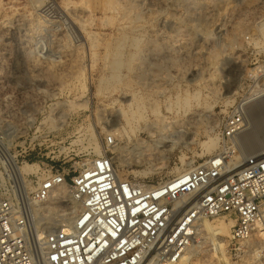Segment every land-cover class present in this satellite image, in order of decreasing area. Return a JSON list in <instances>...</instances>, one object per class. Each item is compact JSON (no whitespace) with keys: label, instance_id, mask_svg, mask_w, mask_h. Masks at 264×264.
Returning a JSON list of instances; mask_svg holds the SVG:
<instances>
[{"label":"rangeland","instance_id":"374dc122","mask_svg":"<svg viewBox=\"0 0 264 264\" xmlns=\"http://www.w3.org/2000/svg\"><path fill=\"white\" fill-rule=\"evenodd\" d=\"M263 22L264 0H0V142L18 165L42 172L62 164L70 179L114 133L120 177L145 187L164 183L222 148L225 118L264 69ZM129 103L144 116L130 118L137 129L130 138L119 130L127 127L119 110L129 112ZM156 109L168 126L152 135ZM246 131L236 136L242 146ZM211 138L208 149L203 142ZM140 140L155 149L144 152L147 159ZM7 159L0 152V197L29 195L35 175L19 183ZM67 200L46 205L54 226L72 205ZM215 235V248L200 243L188 264L264 261V248L257 260L246 242L238 249L229 227Z\"/></svg>","mask_w":264,"mask_h":264},{"label":"built area","instance_id":"2783aa9c","mask_svg":"<svg viewBox=\"0 0 264 264\" xmlns=\"http://www.w3.org/2000/svg\"><path fill=\"white\" fill-rule=\"evenodd\" d=\"M253 83L264 95V69ZM242 103L225 118L216 155L154 187L118 175L114 133L70 179L62 164L28 174L36 178L29 195L0 197V264H177L198 241L200 222L224 213L237 219L231 242L241 249L264 218V153L246 154L238 167L230 163L249 122ZM64 184V202L78 209L54 226L43 213Z\"/></svg>","mask_w":264,"mask_h":264},{"label":"bare ground","instance_id":"6f19581e","mask_svg":"<svg viewBox=\"0 0 264 264\" xmlns=\"http://www.w3.org/2000/svg\"><path fill=\"white\" fill-rule=\"evenodd\" d=\"M258 29L261 32L264 30V22L262 24L259 23ZM262 98L264 99V95L259 93V91H256V89H254L253 91H251V93L248 95V97H246L244 99V101L242 100L243 101L242 106L244 107L246 114H247V117H248V120H249L248 124L246 125V127L243 131L247 130L248 132L246 131V133L248 136L246 135L244 137V139L240 138L244 142L243 146H242V143L240 145V143L235 141L238 143V145L241 146V147L239 146L240 148L245 146L244 149L245 148L246 149H245L244 153H242V155L236 154L235 157L233 159H231L230 163L234 167H238L240 165L241 161L243 160L244 156L248 153H253V154L264 153V141H260L262 138H260L261 136H259V132H258V130L261 128V125H262L261 122L264 120V106H263L264 104L262 105L261 103H259L261 101H258L260 99L262 100ZM258 104H261V105H258ZM128 107H129V112L126 110H124V111L119 110V112H121L123 118L125 119L126 125H127V127L126 126H120L119 130H121V136L130 138L131 134L132 135L135 134L136 130H137L136 127L133 126L134 123L133 124L131 123L130 118L131 117L135 118L134 116H136V115H138V116L140 115V118H143L144 116L142 117L141 113L137 114L138 112L134 110L131 103H129ZM255 110H257V111L259 110L258 111L259 114H258V116H256L255 119H253V115H255L254 114ZM153 113H154V116L157 117L159 120L157 122H154L152 125L150 124L148 126V129L152 135H154L157 132L156 129L161 128V126H162V124H164V121L166 118L165 115H163L159 109L154 110ZM133 121H134V119H133ZM164 126H168V125H164ZM164 126H162L161 129H163ZM243 135H244V133H243ZM238 136H240V135L238 134ZM157 141L159 143H163V140L160 141V139H159ZM252 142H256V144L255 143L251 144ZM139 143L141 144V152H139V153L141 156H143L142 158L147 159L148 155L145 154L144 152L147 150H153L154 151L155 149H152L150 147V145L146 144L145 141H143V140H140ZM203 145L206 146L208 149H212L215 146V141L211 138L207 141H204ZM238 145H236V146H238ZM240 148H237V149H240ZM95 149H96L97 153L100 152V146L96 145ZM244 149H242V150H244ZM242 150H240V151L242 152ZM0 152H3L5 154V156L9 159V160L8 159L7 160L10 162L9 164L11 165V167H10L11 175L14 178V180L18 181L19 183L20 182L24 183V181L26 179V175L31 174V173L35 174L38 172L37 170L34 169V166H35L34 163L33 164L26 163L24 165H18L16 163V161L14 160V156H12L8 152V147H6V145H4L2 142H0ZM115 168H116L118 175L120 176V174L122 173V170L119 169L117 162H115ZM191 169H189V170H191ZM189 170L184 169L183 172L182 171L179 172V175L184 174ZM11 180H13V179H11ZM142 186H144V185H142ZM151 187H154V186H151ZM68 196H69V188H68V186H66L64 184V185L60 186L59 188L55 189V191L51 197H56L57 199H59V198L68 197ZM70 203L72 205L70 207L66 208V211H67L65 213L66 219H69L74 214V212L78 209V205L76 203H74L72 201ZM36 213H38V209L35 210V214ZM221 215L222 214L211 216L212 218L216 217V219H221V221L217 220L216 223L209 220V218H205L200 222L198 241L196 243L192 244V246L186 251L185 255L182 257V259L177 264H188L189 259L191 257V249L199 246L200 243L203 244V243L209 241L210 245H213L215 248V246H216V244H218L219 240L217 239L218 236L214 237L212 235H214V234H216V235H223L224 234L225 235L227 233L228 227H229V234H231L234 226L237 223V219L232 218V216L222 217ZM42 244H43V242L41 241L40 242V248H43ZM246 244L248 246V249H250L251 253H253L252 257L255 260H257L258 257L262 258V256L259 255V253H260L259 251H260V248H264V218H262L260 221L257 222V224L255 225V231H254L253 235L247 240ZM258 264H264V261L260 260V261H258Z\"/></svg>","mask_w":264,"mask_h":264}]
</instances>
